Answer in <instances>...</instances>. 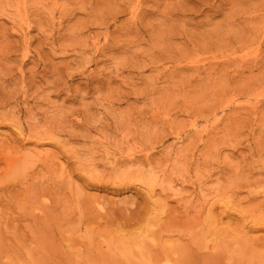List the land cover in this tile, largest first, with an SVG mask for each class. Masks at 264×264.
<instances>
[{"label":"rangeland","instance_id":"1","mask_svg":"<svg viewBox=\"0 0 264 264\" xmlns=\"http://www.w3.org/2000/svg\"><path fill=\"white\" fill-rule=\"evenodd\" d=\"M0 264H264V0H0Z\"/></svg>","mask_w":264,"mask_h":264}]
</instances>
